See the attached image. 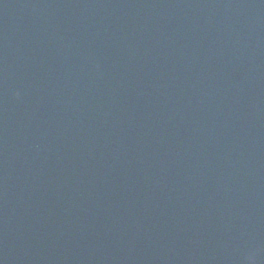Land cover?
Masks as SVG:
<instances>
[{
  "label": "water",
  "instance_id": "1",
  "mask_svg": "<svg viewBox=\"0 0 264 264\" xmlns=\"http://www.w3.org/2000/svg\"><path fill=\"white\" fill-rule=\"evenodd\" d=\"M0 264H264V0H0Z\"/></svg>",
  "mask_w": 264,
  "mask_h": 264
}]
</instances>
